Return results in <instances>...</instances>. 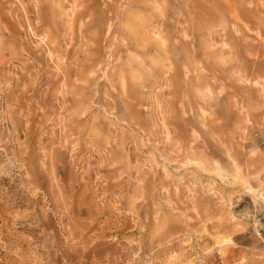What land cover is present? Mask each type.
Listing matches in <instances>:
<instances>
[{
  "label": "rangeland",
  "instance_id": "rangeland-1",
  "mask_svg": "<svg viewBox=\"0 0 264 264\" xmlns=\"http://www.w3.org/2000/svg\"><path fill=\"white\" fill-rule=\"evenodd\" d=\"M0 264H264V0H0Z\"/></svg>",
  "mask_w": 264,
  "mask_h": 264
}]
</instances>
